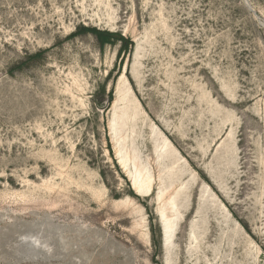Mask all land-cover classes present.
Returning <instances> with one entry per match:
<instances>
[{
  "label": "rangeland",
  "instance_id": "obj_1",
  "mask_svg": "<svg viewBox=\"0 0 264 264\" xmlns=\"http://www.w3.org/2000/svg\"><path fill=\"white\" fill-rule=\"evenodd\" d=\"M0 264H264V0H0Z\"/></svg>",
  "mask_w": 264,
  "mask_h": 264
},
{
  "label": "bare ground",
  "instance_id": "obj_2",
  "mask_svg": "<svg viewBox=\"0 0 264 264\" xmlns=\"http://www.w3.org/2000/svg\"><path fill=\"white\" fill-rule=\"evenodd\" d=\"M109 126H110V124H109ZM114 127L116 128V126H114ZM111 131H112V134H111L112 142L114 143V145L116 147L115 153L117 154L118 163H119L118 165H120V168L123 171L128 172V170L126 168V159H124L125 157H124L121 149L116 146V143H117V140H116L117 139V132L116 131L117 130H115L113 127H111ZM128 176L130 177V179L132 181L133 190H134L135 194L138 195L139 197L147 196V195H145L148 193V188L146 186L149 183L147 182V180L142 179L140 176L136 175L135 173H134V175H130V173H129ZM161 224L164 226L165 233L167 235L171 234L172 228L169 227L171 224V221L169 219L165 218V216L163 214L161 215ZM165 237L167 238L168 236L165 235ZM166 242H167V239H166Z\"/></svg>",
  "mask_w": 264,
  "mask_h": 264
},
{
  "label": "trees",
  "instance_id": "obj_3",
  "mask_svg": "<svg viewBox=\"0 0 264 264\" xmlns=\"http://www.w3.org/2000/svg\"><path fill=\"white\" fill-rule=\"evenodd\" d=\"M83 32H88L99 43V47L103 48L106 44H113V43H119V52L126 51L129 46H131V43L128 39L121 36V34L115 33V32H109L105 30H97V29H88L84 28ZM37 57V55L30 56L27 58L26 61L34 60ZM25 61V62H26Z\"/></svg>",
  "mask_w": 264,
  "mask_h": 264
}]
</instances>
